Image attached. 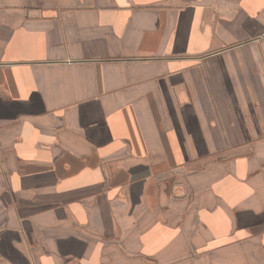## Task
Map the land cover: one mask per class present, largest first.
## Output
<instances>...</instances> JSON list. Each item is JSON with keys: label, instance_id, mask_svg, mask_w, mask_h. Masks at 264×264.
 <instances>
[{"label": "crops", "instance_id": "crops-1", "mask_svg": "<svg viewBox=\"0 0 264 264\" xmlns=\"http://www.w3.org/2000/svg\"><path fill=\"white\" fill-rule=\"evenodd\" d=\"M263 33L264 0H0V264H264Z\"/></svg>", "mask_w": 264, "mask_h": 264}, {"label": "rangeland", "instance_id": "rangeland-1", "mask_svg": "<svg viewBox=\"0 0 264 264\" xmlns=\"http://www.w3.org/2000/svg\"><path fill=\"white\" fill-rule=\"evenodd\" d=\"M260 36H262V37H263V36H264V33H263L262 35H260ZM248 41H250V40H248Z\"/></svg>", "mask_w": 264, "mask_h": 264}]
</instances>
